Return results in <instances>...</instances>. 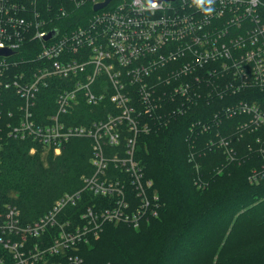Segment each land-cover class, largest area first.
<instances>
[{
	"label": "built area",
	"instance_id": "obj_1",
	"mask_svg": "<svg viewBox=\"0 0 264 264\" xmlns=\"http://www.w3.org/2000/svg\"><path fill=\"white\" fill-rule=\"evenodd\" d=\"M104 1L79 0L93 13L85 27L67 31L27 4L0 0V49L11 52L0 55V99H11L13 89L23 100L8 112L6 128L0 112V133L31 141L30 154L88 138L93 167L80 190L64 193L32 222L0 196V264H84L78 246L98 238L104 222L139 227L157 217L161 202L135 159L136 137L162 125L164 115L182 113L175 104L194 103L204 95L198 89L211 87L227 99L223 117L253 135L264 159V0H213L210 14L194 0H110L93 11ZM53 29L55 36L44 39ZM22 52L35 55L29 71ZM53 78L67 81L55 112L37 120L36 95ZM80 98L88 105L107 98L113 109L89 126L67 125L63 115ZM217 142L228 148L229 141ZM118 168L122 177L111 178ZM84 190L106 205L70 220L65 210Z\"/></svg>",
	"mask_w": 264,
	"mask_h": 264
},
{
	"label": "trees",
	"instance_id": "obj_2",
	"mask_svg": "<svg viewBox=\"0 0 264 264\" xmlns=\"http://www.w3.org/2000/svg\"><path fill=\"white\" fill-rule=\"evenodd\" d=\"M12 1L50 16L53 27L62 24L67 31L85 27L93 13L89 2ZM62 9L65 17L60 16ZM21 56L26 60L24 69L34 68L36 63L30 59L35 55L22 52ZM61 83L53 78L50 86L40 87L35 98L37 120L55 112ZM197 91L204 95L194 103L182 99L175 104L182 113L164 115L162 125L136 137L135 159L145 179L153 181L152 191L161 202L158 217L138 229L104 222L98 238L89 237L78 246L84 264H264V159L260 148L251 133L223 117L227 99L211 87ZM9 92L11 99H0L4 128L8 112L23 101L12 94L13 89ZM80 102L64 118L67 125L89 126L105 120L106 110L113 109L107 98L92 106L82 98ZM220 138L229 141L228 148L218 144ZM0 141V196L19 209L24 223L47 213L64 193L80 190L81 178L93 173L88 138H71L59 155L48 153L45 159L39 150L29 153V140L12 139L1 132ZM110 173L113 179L122 177L119 168ZM104 201L84 190L78 204L67 207L66 217L75 220L88 206L103 203L104 207Z\"/></svg>",
	"mask_w": 264,
	"mask_h": 264
},
{
	"label": "rangeland",
	"instance_id": "obj_3",
	"mask_svg": "<svg viewBox=\"0 0 264 264\" xmlns=\"http://www.w3.org/2000/svg\"><path fill=\"white\" fill-rule=\"evenodd\" d=\"M74 2V4H77L78 2H79V0H74L73 1ZM78 5V4H77ZM167 68V67H166ZM64 81V83H66V81L67 80H63ZM106 100V99H105ZM81 102L80 101H78L77 100V102H76V105H72L67 111V113H64V118L65 117H67V115H70L71 113H73V111L75 110V109H77V107L79 106V104H80ZM88 105V104H87ZM98 105V104H97ZM92 106V105H91ZM106 112V111H105ZM106 114H107V117H108V113L106 112ZM66 121V120H65ZM70 126H74V125H70ZM31 146H33V144L31 145ZM51 152H48V153H52L54 156H57V155H59L60 153H61V151H62V149H60V150H58V151H56L55 152V150H54V148H53V150H50ZM57 152H59V153H57ZM45 155L46 154H42L41 153V157L42 158H44L45 159ZM153 182V181H152ZM154 186V185H153ZM162 208V207H161ZM161 208H160V210H161ZM160 210H158V215H159V213H160ZM158 217V216H157ZM156 218V217H155ZM145 223H147V222H144V224ZM119 224H123V223H119ZM142 225V224H141ZM140 225V226H141ZM139 226V227H140ZM129 227H131V228H133V229H138L139 227H133V226H129ZM106 264H111L110 262H107ZM113 264H115V263H113ZM117 264V263H116Z\"/></svg>",
	"mask_w": 264,
	"mask_h": 264
},
{
	"label": "water",
	"instance_id": "obj_4",
	"mask_svg": "<svg viewBox=\"0 0 264 264\" xmlns=\"http://www.w3.org/2000/svg\"><path fill=\"white\" fill-rule=\"evenodd\" d=\"M109 1L110 0H105L104 2L94 4L93 5V11H97V10L105 7L108 4ZM151 1H153V0H149V2H151ZM157 1H173V0H157ZM55 34H56V29H53V30H51L50 32H48L46 34V36L44 37V39H49V38L55 36ZM9 54H11V52L9 50H7V49H0V55H9Z\"/></svg>",
	"mask_w": 264,
	"mask_h": 264
},
{
	"label": "clouds",
	"instance_id": "obj_5",
	"mask_svg": "<svg viewBox=\"0 0 264 264\" xmlns=\"http://www.w3.org/2000/svg\"><path fill=\"white\" fill-rule=\"evenodd\" d=\"M198 7H201L206 14L212 12L211 4L213 0H194Z\"/></svg>",
	"mask_w": 264,
	"mask_h": 264
}]
</instances>
